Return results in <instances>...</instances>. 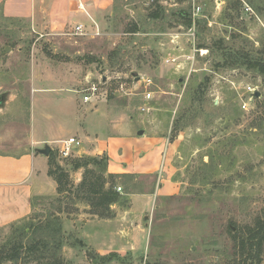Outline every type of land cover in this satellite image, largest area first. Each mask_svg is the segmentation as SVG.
<instances>
[{"label":"rangeland","instance_id":"1","mask_svg":"<svg viewBox=\"0 0 264 264\" xmlns=\"http://www.w3.org/2000/svg\"><path fill=\"white\" fill-rule=\"evenodd\" d=\"M158 2L169 14L186 9L193 25L187 28L172 20L164 31L154 32L162 21L148 17L156 7L153 0H116V28L97 35L46 38L26 20L0 14V93L8 94L0 108V140L19 141L14 147L0 143V152H23L31 128L43 137L56 134L63 123L65 134H73L76 110L69 114L70 103L91 107L95 102L101 108L100 117H124L133 127L170 144L167 160L174 189L171 194L151 197L152 206L138 224L127 227L135 238L116 235L115 239L96 236L90 240L84 237L82 219L92 216L84 202L71 197L60 202L58 193L47 191L33 197L31 214L18 223L58 214L68 239L62 252L68 264H94L100 257L98 248L107 244L136 247L118 254L119 259L110 264H233L238 244L235 233L245 234L258 216L264 217V122L259 124L257 118L264 113V79L243 67H217L220 59L211 49L215 39L223 37L230 46L264 54V0ZM202 19L208 24H198ZM135 25L139 32H130ZM175 55L180 56L179 69L167 62ZM137 76L150 77L153 84L146 87L136 81ZM206 77H210L206 107L218 106L216 115L202 116L173 131L174 119L189 107L193 90ZM88 81L100 83V90L85 105L80 91ZM32 82L33 87L50 89L32 92ZM248 87L260 96L251 97ZM147 90L153 91L150 100L144 97ZM244 102L248 109L243 108ZM104 123L99 121L97 130H105ZM51 146L57 161L71 170L76 154L64 159L57 144ZM70 177L75 184L72 170ZM151 181L144 176L138 183L141 188L152 185ZM95 227L100 234L107 231L99 222ZM12 230L10 225L0 228V246Z\"/></svg>","mask_w":264,"mask_h":264},{"label":"crops","instance_id":"2","mask_svg":"<svg viewBox=\"0 0 264 264\" xmlns=\"http://www.w3.org/2000/svg\"><path fill=\"white\" fill-rule=\"evenodd\" d=\"M115 6V0H0V14L8 19L26 20L37 34L46 38L71 34L78 24L85 26L84 35H97L116 28ZM38 78L41 82V76ZM45 78L47 79V76ZM47 89L50 88L33 87L32 82V92ZM70 104V107H66L69 114L73 109L76 110L74 114L76 129L73 134H65L67 126L63 123L56 134L43 137L36 135L31 128L26 140L27 147L23 152H0V228L28 217L33 210L34 196L44 194L46 191L47 194L57 193V182L48 174L49 157L39 153L37 149L44 143L49 145L55 143L57 148H60L61 141L76 137L81 141L77 157L106 155L109 159L108 173L136 174L138 175L136 181L144 176L152 178L153 184L141 186L140 191L130 194L122 192L129 198V205L128 207L112 205L114 218L98 219V216L91 214L94 218L82 219L85 225L84 237L90 240L96 236L105 240L115 239L116 235L120 238H135L127 227L129 225L135 227L138 224L141 215L144 216L147 209L152 206L151 197L154 199L157 194H171L174 189L167 160L170 144L161 137L151 136L144 129V134H139L141 128L133 127L131 121L124 117L118 119L107 118L106 115L100 117L101 108L96 107L95 102L91 107ZM99 121L105 122V130H97ZM2 142V145L6 143L9 147H14L19 141L7 138L0 140V143ZM66 170L69 174L71 170L76 173L75 184L81 182L84 168L74 170L72 167L71 170ZM96 222L101 223L107 231L98 233ZM90 224L94 226L89 227ZM111 226H114V231ZM136 229L134 231L138 232ZM106 246L103 249L98 248L97 252L101 256L111 253L126 254L129 250L131 252L132 249H136L132 245L121 248H112L109 244Z\"/></svg>","mask_w":264,"mask_h":264},{"label":"trees","instance_id":"3","mask_svg":"<svg viewBox=\"0 0 264 264\" xmlns=\"http://www.w3.org/2000/svg\"><path fill=\"white\" fill-rule=\"evenodd\" d=\"M158 1L153 0L156 7L148 15L150 20L162 21L158 28L153 29L154 32L164 31L166 23L172 20H176L178 24L185 25L187 28L193 25L191 15L186 9L169 14ZM115 10L118 11V7L115 6ZM202 21L206 25L208 24L204 19L200 20L198 24ZM138 28L135 25L128 30L137 33L139 32ZM226 41L227 39L223 37L215 39L214 47L211 48L213 53L217 52L220 59L216 64L217 67H243L258 72L264 79V54L257 55L252 51L253 49H246V46H230ZM199 46L204 45L200 44ZM114 54L118 59L120 53L117 51ZM209 82L210 77H206L205 81L193 90L189 107L183 109L182 113L174 119L173 131L178 132L192 125L202 116L209 118L216 115L219 110L218 106H210L208 109L206 107ZM257 118L259 124H262L264 113H261ZM108 160L106 155H82L72 159L71 165L74 170L84 168L81 182L74 184L70 179L69 172L57 161L54 150H51L48 174L56 180L58 185L56 200L61 202L71 197L84 202L93 215L102 219L114 217L112 205L124 206L127 202L129 203V198L119 192L117 187L122 186L126 194L140 191L142 188L136 181L138 178L136 174L108 173ZM208 194L210 193L208 192ZM34 205L33 198L32 208ZM10 227H13L12 232L0 246V264H68L62 253L68 239L65 235L63 220L58 214L49 213L45 219L38 221L30 219L25 223L16 221L11 223ZM230 231L233 232L232 226ZM235 236L238 239V244L233 264H261L264 247V217L258 216L255 224L245 234L235 233ZM75 242H80V240L76 238ZM107 256L100 255L97 264H110L114 259L118 260L120 257L117 253Z\"/></svg>","mask_w":264,"mask_h":264},{"label":"built area","instance_id":"4","mask_svg":"<svg viewBox=\"0 0 264 264\" xmlns=\"http://www.w3.org/2000/svg\"><path fill=\"white\" fill-rule=\"evenodd\" d=\"M71 34H85V26L83 24H78L74 27L73 31H71ZM180 56L175 55L167 59V62L176 63V67L179 69L181 67L180 61H178ZM141 80L138 81L139 83H144L146 87H149L153 84V80L150 77L140 76ZM122 88H124V85H122ZM100 90V83L91 82L88 81V85L84 87L80 92L83 94V102L84 103H90L94 97L98 95V92ZM256 89L254 87H248V93L251 95H255ZM153 91L147 90L144 92V97L146 100H150L152 97ZM243 108L248 109V102L243 103ZM142 109H146L143 107ZM62 144L59 148V152L61 157L70 158L74 154H77V149L81 146V141L77 139L76 137H71L67 140L61 141ZM117 190L121 192L122 186H118Z\"/></svg>","mask_w":264,"mask_h":264},{"label":"water","instance_id":"5","mask_svg":"<svg viewBox=\"0 0 264 264\" xmlns=\"http://www.w3.org/2000/svg\"><path fill=\"white\" fill-rule=\"evenodd\" d=\"M6 49H8V48H6ZM140 80H141V77L140 76H137L136 81L138 82ZM255 95H256V97H259L260 96V93L257 92V93H255ZM7 98H8V94L7 93H0V108H2V107L5 106L6 101H7ZM139 134H141V135L144 134V130L141 129L139 131ZM51 150H52L51 145H49L47 143L45 144V146L43 148L37 149V151L39 153H41V154H43V155H45L47 157H49Z\"/></svg>","mask_w":264,"mask_h":264}]
</instances>
